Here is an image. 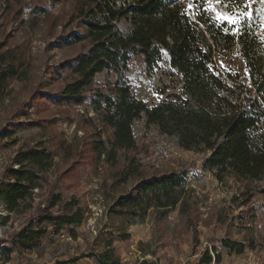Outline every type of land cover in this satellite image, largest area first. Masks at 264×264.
I'll list each match as a JSON object with an SVG mask.
<instances>
[{"label": "trees", "instance_id": "trees-1", "mask_svg": "<svg viewBox=\"0 0 264 264\" xmlns=\"http://www.w3.org/2000/svg\"><path fill=\"white\" fill-rule=\"evenodd\" d=\"M66 3H70L68 9L55 10ZM195 3L197 0H0V112L12 82L33 81L36 55L32 41L37 33L46 50H77L59 63L47 64L46 84L39 82L29 101L17 107L13 118L0 129V137L53 123L56 118L45 116L51 108L66 114L83 104L91 106L109 133L104 139L101 130L96 132L89 159L84 150L66 140L59 144L65 159L73 160L57 176L71 193L69 198L49 186L47 173L56 165L54 150L40 143L17 152L0 179V202L7 212L5 220L12 214L30 215L9 244L0 245L6 261L14 251L41 250L45 239L53 243L63 234L77 238V227L87 213L78 187L88 166L102 156L112 171L111 187L120 189L133 182L131 190L117 197L111 214L140 220L151 207L163 217L178 209L192 225L187 172H150L134 134L138 119L174 137L184 150L203 153L202 168L219 180L233 177L247 183L233 201L250 205L239 218L252 236L246 241L220 237L219 244L205 248L192 264L219 263L222 250L242 254L248 245H257L255 227L248 224L247 216L251 212L254 218L257 213L264 218V34L246 20L242 35H226L214 13L207 10L211 0L185 15L189 4ZM257 9L264 16V6L259 4ZM233 48L239 49L244 73L217 63L218 55ZM164 55L181 76V87L148 103L137 97L132 79L141 69L152 71ZM29 106L38 118L19 117L30 114ZM44 186L49 192L36 208V191ZM256 196L263 200L258 209ZM117 238L111 234L103 250L84 256L93 257L95 264H125L114 245ZM261 240L264 245V233ZM80 258H58L53 264H71ZM142 264L150 263L144 260Z\"/></svg>", "mask_w": 264, "mask_h": 264}, {"label": "rangeland", "instance_id": "rangeland-1", "mask_svg": "<svg viewBox=\"0 0 264 264\" xmlns=\"http://www.w3.org/2000/svg\"><path fill=\"white\" fill-rule=\"evenodd\" d=\"M259 4L264 6L261 0H255L251 5L250 23L257 33L264 34V19L257 9ZM60 7L68 9L70 3L64 6L58 5L55 10H60ZM210 7H213L212 2ZM215 7L218 11H225L219 5ZM39 36L40 33H37L32 41V51L36 55L33 81L31 83L12 82L11 94L4 101L0 112V129L8 123L9 118H13L18 106L25 105L29 101L39 82L46 84L44 73L48 70L47 64L59 63L77 51L62 47H51L50 50H46L44 43L38 39ZM261 53L263 54L264 50ZM217 63L226 69L245 72V64L238 48L218 55ZM132 82L137 97L152 103L167 94L178 92L181 87V76L170 68L169 58L164 55L158 66L152 71L141 69ZM53 88V86H45L44 89L53 90ZM29 109L28 116L20 114L19 117L38 118V113L34 112L30 106ZM63 112L57 107L51 108L45 116L56 118L53 123H47L43 128L22 129L13 136L0 137V179L6 166L12 162L19 150L27 146L37 147L38 144L44 143L57 154L55 167L47 173L49 186L56 192H62L65 198L70 197L71 193L63 187L57 176L66 170L73 160L65 159L66 154L59 144L62 140H66V144L70 143L74 145V148L79 147L80 150H84L86 158L89 159L90 144L97 138L96 132L101 130L104 139L109 133L96 119L95 112L89 104L70 109L66 111V114ZM133 127L137 142L142 149L143 163L148 166L150 172L171 170L187 172V187L192 190L190 201L192 206L188 215L192 218V225L188 223L186 215H181L178 209L171 210L163 217L154 207H151L140 220L125 219L111 214L110 209L117 197L123 191L131 190L133 182L130 180L120 189L111 187L112 171L102 156L96 164L88 166L78 187L77 194L87 213L83 223L77 227V238L73 239L63 234L53 243L45 239V247L41 250L14 251L11 260L6 261L3 257L0 259V264H53L58 258L75 257L81 258L71 264H95L93 257L84 255L103 250L111 234L118 237L114 245L121 253L125 264H142L144 260L150 264H192L205 248L212 249L214 243L219 244L217 239L220 237L229 236L246 241L252 236L241 226L239 218L243 210L250 208V205L239 206L233 201L234 196H238L246 189V182L233 177L219 180L213 172L202 168L205 157L203 153L184 150L174 137L162 134L157 126L147 125L144 119L136 120ZM48 192L47 186L37 189L36 208L39 202L44 201ZM262 202L261 197L256 196L254 205L257 209ZM4 211V206L0 202V245L3 246L9 244L13 234L30 215L12 214L5 220L7 212ZM247 217L248 224L255 227L257 245L253 248L248 245L242 254L222 250L221 262L212 264H264V245L261 240L264 233V218L259 213L254 218L251 212Z\"/></svg>", "mask_w": 264, "mask_h": 264}, {"label": "snow or ice", "instance_id": "snow-or-ice-1", "mask_svg": "<svg viewBox=\"0 0 264 264\" xmlns=\"http://www.w3.org/2000/svg\"><path fill=\"white\" fill-rule=\"evenodd\" d=\"M208 0H197L195 4H189L185 15L192 13L194 8H198L202 3H207ZM213 7L207 9L214 13V19L222 26V30L226 35L239 37L243 33L244 23L246 20H251L252 12L251 5L255 0H211ZM264 3V0H261ZM243 3V8L240 4ZM215 5H219L227 11H218ZM248 9V10H245ZM264 19V16H262Z\"/></svg>", "mask_w": 264, "mask_h": 264}, {"label": "built area", "instance_id": "built-area-1", "mask_svg": "<svg viewBox=\"0 0 264 264\" xmlns=\"http://www.w3.org/2000/svg\"><path fill=\"white\" fill-rule=\"evenodd\" d=\"M5 212V211H4ZM4 212H2V214L4 213ZM6 213V212H5ZM4 257V252H3V250H2V248H1V246H0V259H2Z\"/></svg>", "mask_w": 264, "mask_h": 264}]
</instances>
